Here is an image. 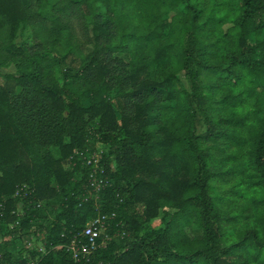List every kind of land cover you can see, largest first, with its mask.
<instances>
[{"label": "trees", "instance_id": "1", "mask_svg": "<svg viewBox=\"0 0 264 264\" xmlns=\"http://www.w3.org/2000/svg\"><path fill=\"white\" fill-rule=\"evenodd\" d=\"M0 264H264V0H0Z\"/></svg>", "mask_w": 264, "mask_h": 264}, {"label": "built area", "instance_id": "2", "mask_svg": "<svg viewBox=\"0 0 264 264\" xmlns=\"http://www.w3.org/2000/svg\"><path fill=\"white\" fill-rule=\"evenodd\" d=\"M99 158L98 153H93L88 157L87 164L93 162L97 166ZM103 184L104 178L91 175L90 186L93 190H100ZM114 216L113 213L110 215L107 213L98 214L89 220L81 230L74 232L69 237L66 242V249L76 263L86 258L93 251L104 248L110 240L124 236V233L120 230H110Z\"/></svg>", "mask_w": 264, "mask_h": 264}, {"label": "rangeland", "instance_id": "3", "mask_svg": "<svg viewBox=\"0 0 264 264\" xmlns=\"http://www.w3.org/2000/svg\"><path fill=\"white\" fill-rule=\"evenodd\" d=\"M198 124H199V128L201 130L202 129L201 120H199ZM102 147H103V145L96 144V151H100ZM156 222H157V220L153 221V223H156ZM8 228H9V226L3 225L2 226V232L5 233ZM4 237L6 239H8L10 242H12V244H13L12 246L16 247V248H19L22 244L27 243L28 241L31 240V237H29V236H26V237L23 236L22 238H18L16 235H6V234H4Z\"/></svg>", "mask_w": 264, "mask_h": 264}]
</instances>
